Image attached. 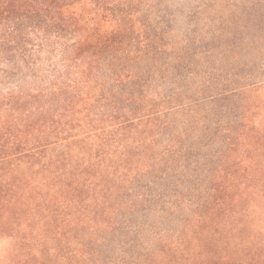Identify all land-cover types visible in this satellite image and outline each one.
I'll list each match as a JSON object with an SVG mask.
<instances>
[{
  "label": "trees",
  "instance_id": "16d2710c",
  "mask_svg": "<svg viewBox=\"0 0 264 264\" xmlns=\"http://www.w3.org/2000/svg\"><path fill=\"white\" fill-rule=\"evenodd\" d=\"M187 2L0 0V264H264V0Z\"/></svg>",
  "mask_w": 264,
  "mask_h": 264
},
{
  "label": "rangeland",
  "instance_id": "374dc122",
  "mask_svg": "<svg viewBox=\"0 0 264 264\" xmlns=\"http://www.w3.org/2000/svg\"><path fill=\"white\" fill-rule=\"evenodd\" d=\"M165 3H169L172 4L174 6H189L187 0H164ZM199 2V1H197ZM166 3V4H167ZM104 26L108 27L109 23L108 22H104ZM32 47V46H30ZM29 47V48H30ZM177 47V46H176ZM180 48V47H179ZM8 56V55H7ZM12 55L10 54L9 57H11ZM47 56V54L45 52H42L41 57H45ZM8 57V58H9ZM56 57V56H55ZM56 59H58V57H56ZM48 68V64L47 63H43V65H41V69H46ZM39 74L36 77L35 75H31L29 74V76L22 78L20 74H18L17 72H13V70H11V68L8 66V63L6 61L5 63V59L1 56V52H0V96H4L9 94L10 92L14 91V90H19L21 88L23 89H28L31 88L33 86H39V84L43 83L41 81L42 78H47L48 75H46V73H41L43 72L42 70H38L37 71ZM256 72V73H255ZM254 74H256V78L252 79V78H248L246 77L245 74H243V76L241 77V81L244 82V84L246 83H250V84H258L260 83V80H264V74L262 73H257V70H255ZM248 74V73H247ZM180 83L182 82V80H178ZM179 84V83H178ZM166 88H168V83L164 82L162 84H153L150 88L149 91L154 93V92H162L164 91ZM248 89H252V90H248ZM246 91H249L248 94H256L258 100L260 99L262 102H264V83L258 84L257 86H252L249 87ZM205 107V106H203ZM10 112H8L5 108H3L2 110V118L6 119L8 118ZM2 170L0 168V175L2 174ZM22 225V224H20ZM264 231V230H263ZM33 236H42L40 232H36L33 234ZM10 246H13V244H10V242L7 240V238H0V251L4 248V250L7 248H9ZM38 255V254H37ZM8 262V260H6Z\"/></svg>",
  "mask_w": 264,
  "mask_h": 264
}]
</instances>
